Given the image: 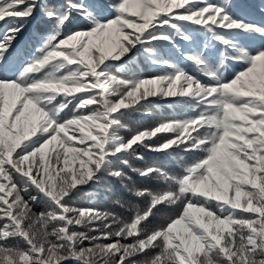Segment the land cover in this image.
Segmentation results:
<instances>
[{"label": "snow or ice", "instance_id": "6c2138e0", "mask_svg": "<svg viewBox=\"0 0 264 264\" xmlns=\"http://www.w3.org/2000/svg\"><path fill=\"white\" fill-rule=\"evenodd\" d=\"M157 101L176 115L129 125ZM113 182L127 216L82 203ZM0 264H264V19L0 0Z\"/></svg>", "mask_w": 264, "mask_h": 264}, {"label": "trees", "instance_id": "16d2710c", "mask_svg": "<svg viewBox=\"0 0 264 264\" xmlns=\"http://www.w3.org/2000/svg\"><path fill=\"white\" fill-rule=\"evenodd\" d=\"M233 3L237 5V13L239 15L245 16L249 19H255L257 21L264 19V15H261V11L264 10V0H233ZM245 10L251 11L252 15L248 16ZM149 66L153 70H155L151 63ZM162 105H169V103H166L165 101H157L148 108H146L143 112L132 114V116L128 120L129 125L133 128H144L150 126V124H154L156 118L155 116L157 113L161 112V109L163 108ZM156 156L158 155L146 152L145 160L146 162L148 161L150 163L151 159H154ZM115 185L119 184L113 182L109 185L96 187L94 190L91 191H88L86 189L83 193V203H93L94 205H98L103 209L109 210L107 208V205H109L110 203L114 205L117 204L116 194L115 192H113ZM127 199L128 196H126L122 202L126 201ZM126 208L127 205H125V207L123 208L120 206L113 210L127 216Z\"/></svg>", "mask_w": 264, "mask_h": 264}, {"label": "rangeland", "instance_id": "374dc122", "mask_svg": "<svg viewBox=\"0 0 264 264\" xmlns=\"http://www.w3.org/2000/svg\"><path fill=\"white\" fill-rule=\"evenodd\" d=\"M150 65V62L148 60H146L143 56L140 57V61L138 62V67L136 68V71L140 74H143V75H148V74H151L154 70L149 66ZM163 108L161 109V112L160 113H157L156 114V118H155V121L159 120V119H162V118H167V117H171V116H174L176 115V110L169 104V105H162ZM152 125V124H150ZM163 160L162 157L160 156H156L154 159H151V162L152 163H160L161 161ZM148 162V161H147ZM150 162V163H151ZM135 166H139V164H137L135 161L133 162ZM149 163V162H148ZM96 187L92 188V189H87L88 191H91V190H94ZM115 194H116V198L117 199H120L121 202L124 200V198L127 196L126 193H124L121 189H120V186L119 185H115L114 186V191ZM83 203V201H82ZM84 205H93V203H89V202H85L83 203ZM98 206V205H96ZM121 205L120 204H109L107 205V208L109 210H113V209H116L118 207H120ZM100 207V206H98Z\"/></svg>", "mask_w": 264, "mask_h": 264}]
</instances>
